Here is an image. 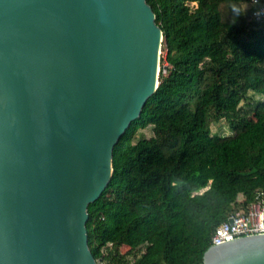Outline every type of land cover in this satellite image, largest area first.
Segmentation results:
<instances>
[{"label": "water", "instance_id": "1", "mask_svg": "<svg viewBox=\"0 0 264 264\" xmlns=\"http://www.w3.org/2000/svg\"><path fill=\"white\" fill-rule=\"evenodd\" d=\"M162 44L147 0H0V264H98L89 205L158 89ZM203 264H264V234Z\"/></svg>", "mask_w": 264, "mask_h": 264}, {"label": "trees", "instance_id": "2", "mask_svg": "<svg viewBox=\"0 0 264 264\" xmlns=\"http://www.w3.org/2000/svg\"><path fill=\"white\" fill-rule=\"evenodd\" d=\"M147 2L163 32L160 83L89 205V247L98 264H203L217 227L264 201V23L251 0ZM221 120L232 135L213 134Z\"/></svg>", "mask_w": 264, "mask_h": 264}, {"label": "built area", "instance_id": "3", "mask_svg": "<svg viewBox=\"0 0 264 264\" xmlns=\"http://www.w3.org/2000/svg\"><path fill=\"white\" fill-rule=\"evenodd\" d=\"M247 5L252 21L264 23V0H251ZM164 74H167V70H164ZM260 234H264V201L258 196L247 208L232 213L226 222L217 227L212 237V245Z\"/></svg>", "mask_w": 264, "mask_h": 264}, {"label": "rangeland", "instance_id": "4", "mask_svg": "<svg viewBox=\"0 0 264 264\" xmlns=\"http://www.w3.org/2000/svg\"><path fill=\"white\" fill-rule=\"evenodd\" d=\"M165 65L168 66V63H165ZM244 106L245 105L243 104V107ZM245 110H246V112H248V115H249V125L250 126H253L254 123H255V120L253 118V114L250 112L249 109H245ZM212 132H213L214 135H218V136H230V135H232L231 128L228 126V124L226 123L225 120H221V121H218V122L213 123V125H212ZM143 133H144V135L146 137H148L150 139H153L154 138V134H153V132H152L151 129L145 130ZM122 251L123 252H127L128 251V248L127 247H124V248H122Z\"/></svg>", "mask_w": 264, "mask_h": 264}, {"label": "crops", "instance_id": "5", "mask_svg": "<svg viewBox=\"0 0 264 264\" xmlns=\"http://www.w3.org/2000/svg\"><path fill=\"white\" fill-rule=\"evenodd\" d=\"M248 7H249L248 5H245V10L248 9Z\"/></svg>", "mask_w": 264, "mask_h": 264}]
</instances>
